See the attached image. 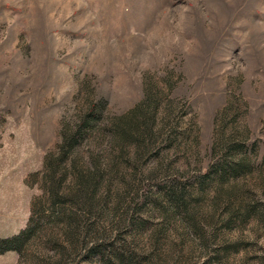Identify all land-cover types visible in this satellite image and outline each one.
Listing matches in <instances>:
<instances>
[{
	"label": "rangeland",
	"instance_id": "1",
	"mask_svg": "<svg viewBox=\"0 0 264 264\" xmlns=\"http://www.w3.org/2000/svg\"><path fill=\"white\" fill-rule=\"evenodd\" d=\"M0 264H264V0H0Z\"/></svg>",
	"mask_w": 264,
	"mask_h": 264
},
{
	"label": "trees",
	"instance_id": "2",
	"mask_svg": "<svg viewBox=\"0 0 264 264\" xmlns=\"http://www.w3.org/2000/svg\"><path fill=\"white\" fill-rule=\"evenodd\" d=\"M24 232L12 238L0 239V254L7 251H19Z\"/></svg>",
	"mask_w": 264,
	"mask_h": 264
}]
</instances>
